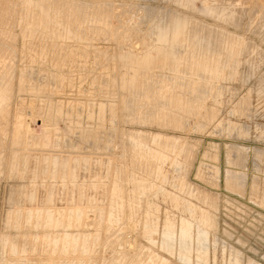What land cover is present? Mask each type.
Here are the masks:
<instances>
[{"label":"rangeland","instance_id":"obj_1","mask_svg":"<svg viewBox=\"0 0 264 264\" xmlns=\"http://www.w3.org/2000/svg\"><path fill=\"white\" fill-rule=\"evenodd\" d=\"M0 74V264H264V0H0Z\"/></svg>","mask_w":264,"mask_h":264},{"label":"bare ground","instance_id":"obj_2","mask_svg":"<svg viewBox=\"0 0 264 264\" xmlns=\"http://www.w3.org/2000/svg\"><path fill=\"white\" fill-rule=\"evenodd\" d=\"M4 7V6H3ZM40 24V23H39ZM6 35V34H5ZM10 37V36H9ZM49 43V42H48ZM4 44V43H3ZM2 45V44H1ZM38 45V44H37ZM4 46V45H3ZM31 46H33V45H31ZM42 46V45H41ZM9 47V46H8ZM49 47V46H48ZM52 48H54V47H52ZM61 48V47H60ZM5 49V48H4ZM43 52V51H42ZM52 53V52H51ZM54 54V53H53ZM56 55H57V53H56ZM3 59V58H2ZM1 59V60H2ZM3 67V66H2ZM0 75H2V74H0ZM2 80V79H1ZM4 83V82H3ZM2 84V83H1ZM4 84H6V83H4ZM6 88V87H5ZM1 89V88H0ZM1 92V91H0ZM1 96H2V93L0 94ZM2 98V97H1ZM0 102H1V100H0ZM19 119V118H18ZM19 120H17V122H18ZM19 123V122H18ZM17 125H19V124H17ZM20 126H22V125H20ZM20 126H18V127H20ZM29 126V125H28ZM23 127V126H22ZM14 128V127H13ZM29 128V127H28ZM21 129V128H20ZM21 131L22 130H20V133L19 134H21ZM27 131V130H26ZM19 132V130L17 131V133ZM18 134V135H19ZM28 141V140H27ZM111 200V199H110ZM185 230V229H184ZM131 244V243H130ZM131 247V246H130Z\"/></svg>","mask_w":264,"mask_h":264}]
</instances>
